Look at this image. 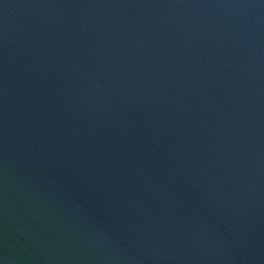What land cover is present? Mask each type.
<instances>
[{
	"label": "water",
	"instance_id": "1",
	"mask_svg": "<svg viewBox=\"0 0 264 264\" xmlns=\"http://www.w3.org/2000/svg\"><path fill=\"white\" fill-rule=\"evenodd\" d=\"M0 264H264V0H0Z\"/></svg>",
	"mask_w": 264,
	"mask_h": 264
}]
</instances>
